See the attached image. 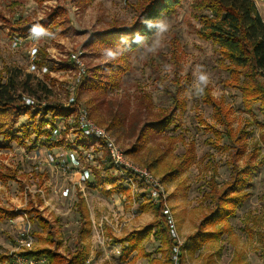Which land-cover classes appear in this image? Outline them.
Here are the masks:
<instances>
[{"label":"rangeland","instance_id":"obj_1","mask_svg":"<svg viewBox=\"0 0 264 264\" xmlns=\"http://www.w3.org/2000/svg\"><path fill=\"white\" fill-rule=\"evenodd\" d=\"M149 1L0 0V77L7 79L8 72L14 71L23 73L22 78L32 74L50 90L47 98L43 96V105L67 107L72 96L76 102L78 97L79 109L88 111L92 121L109 131L125 153L133 149L143 124L169 108L176 78L185 85L181 96L187 106L180 126L173 125L160 135L148 131L140 153L126 155L144 168H148V161H157L155 169L149 170L164 184L186 264H264V120L259 113L251 118L244 111L241 93L226 86L231 79L226 71L229 63L218 46L198 34L202 24L193 7L198 0H186L165 17L162 29L149 43L126 57L123 64L127 71L118 87H111L105 94L80 88L87 73L92 76L95 69L112 61L101 46L89 42L114 27L131 28ZM254 1L264 21V0ZM55 12L57 17L38 36L31 32L24 37L11 29L18 21L41 23ZM54 25L60 27L56 29ZM33 48L38 49L34 61L30 53ZM73 55H78L84 65L80 80ZM32 61L42 66L32 70ZM201 73L209 76L207 86L199 81ZM203 87L231 111L232 129H238L237 134L246 139L245 144L242 140L246 151L236 160V167L243 170L248 162L263 166L245 178L239 193L246 195V200L236 207L225 225L217 226L221 237L198 248L194 236L215 209L211 190L215 186L223 191L232 181L234 167L233 156L226 149L227 140L218 144L205 129V125L213 126L215 121L212 107L202 101ZM114 116H119L120 131L106 128ZM77 117L78 112L56 121L54 126L60 130L56 141L62 142L60 147H50L42 138L30 149L35 136L30 127L24 132L23 126L28 125L26 116L16 126L17 136L25 139L23 144L0 139L5 147L0 150V172L16 175V180L0 181V207L18 214L13 220L0 223V260L4 259L0 264H12L13 256L19 253L50 247L44 241L46 233L26 212L32 207L52 225L55 240L62 244L59 253L67 259L80 244L87 252L85 264H154V259L167 264L155 252L160 243L153 234L143 242L142 253L138 251L129 259H122V247L116 240L153 223L156 217L152 206L156 204L146 196L142 182L134 188L124 184L129 193L110 192L112 185L102 183L100 177L119 174L113 165L109 173L103 171L104 163L110 159L99 142L92 140L88 150L78 148L77 140L83 136ZM191 142L195 144V160L183 167L182 158ZM73 150L82 159V169H74L68 161L67 155ZM50 156L55 158L54 162ZM83 169L90 170L92 176L79 187L78 172ZM165 175L169 178L162 181ZM66 189L70 191L68 197L63 196ZM81 199L89 222L81 218ZM202 230L208 233L215 229L206 226Z\"/></svg>","mask_w":264,"mask_h":264},{"label":"trees","instance_id":"obj_2","mask_svg":"<svg viewBox=\"0 0 264 264\" xmlns=\"http://www.w3.org/2000/svg\"><path fill=\"white\" fill-rule=\"evenodd\" d=\"M36 1V0H35ZM186 0H151L140 12L137 20L131 28L123 29L122 27H114V29L105 34H97L93 37V41L97 46H101L112 61L106 65H102L93 71L92 76L83 77L80 83L82 90L86 89L97 94H105L108 89L118 87L122 74L127 71L123 61L128 55L136 52L162 29L165 17L173 14ZM193 7L196 15L201 22V28L198 34L201 38L213 42L214 45L221 49V55L229 66L226 68L231 79L228 80L226 86L231 87L241 93L244 111L251 118H256L259 113L264 120V21L259 13L254 0H198ZM57 12L42 21L41 23L32 24L25 21H18L11 27L13 32L22 36H27L32 32L33 26L38 25L44 30L50 23V20L57 17ZM50 25V24H49ZM53 25V24H52ZM60 25H54L58 29ZM63 34L64 31H59ZM32 34V33H31ZM89 46V45H88ZM114 53L110 56L109 53ZM38 66H42L38 63ZM7 79L0 77V139L3 142L16 141L23 144L25 139L18 137L16 126L21 117L26 116L28 125H24V132L29 131V127L33 130L35 140L30 149H34L37 141L42 139L50 147H60L62 142L54 140L53 131L56 128V121L65 120L67 117L76 113L79 106L77 102L74 107H65L62 104L43 105L42 100L50 94L49 88L32 74L23 75L21 72L14 71ZM1 76V75H0ZM107 80H111L107 81ZM176 83V84H175ZM175 90L170 92L171 105L164 109L160 115L153 119L152 122H146L140 128L136 144L133 149L128 150L127 154H138L142 150V142L148 139L147 132L153 134H163L171 126L178 127L182 122V117L186 111V100L181 96V90L184 84H180L173 79ZM201 91V98L205 105L211 106L213 109V119L215 125H205L206 130L213 134L214 139L218 142L227 140L226 149L233 156L232 165V181L223 191H218L215 186L211 190L210 198L215 205V209L202 221L198 232L194 236L196 246L200 248L207 242L219 239L221 237V229L218 225H225L227 220L234 215L236 207L246 200V195L241 196L240 188L246 181V177L256 173L263 163L252 165L248 162L243 170L236 167V160L244 156L246 139H241L231 127V111L227 109L221 101H217L211 97L209 91L204 89ZM24 98H31L34 104L26 106ZM142 104V103H141ZM121 114V113H120ZM91 115V114H90ZM123 117L122 115H119ZM119 116H114L108 123V130H121ZM51 129H46L49 127ZM221 126V130L218 129ZM264 126V123H263ZM27 136V134H26ZM28 137V136H27ZM29 138V137H28ZM244 144H243V141ZM184 142V141H183ZM78 147L85 150L90 149L92 142L83 137L77 140ZM239 144H243L240 146ZM218 148L220 145H217ZM5 148L0 142V150ZM195 160V144L191 142L187 145V151L182 158L181 166L189 167ZM252 160V158H250ZM253 161V160H252ZM157 161L147 162L148 169H155ZM103 171L109 173L112 169L110 161L104 163ZM243 175V176H242ZM169 178L165 175L162 181ZM16 180L15 173L4 174L0 172V181L7 182ZM102 183L112 185L111 193H129L124 187L123 177L102 176ZM220 192V193H219ZM81 199L79 210L81 218L89 222V214ZM162 205L152 206V211L156 217L155 221L145 229L135 231L125 238L116 240L122 247V259L127 260L138 251L143 252L142 245L153 234L159 241L160 246L156 249V253L165 259V263L174 264L172 260L173 248L177 245L176 240L170 234L168 222L163 215ZM30 215L32 221H36L42 231L46 233L44 241L50 246L35 250L19 253L27 258H45L48 264H85L87 252L80 244L76 246L75 252L67 259L62 253H59L61 242L55 240L52 225L40 215V211L32 207L26 211ZM18 216L14 211H10L0 207V223L6 220H13ZM212 227L215 230L208 233H202L203 227ZM253 235V230H249ZM52 246H55L54 248ZM178 256V264H186L182 250ZM148 257V255H144ZM5 258V257H4ZM3 257L0 263H3ZM161 264V260L154 259L151 263Z\"/></svg>","mask_w":264,"mask_h":264},{"label":"built area","instance_id":"obj_3","mask_svg":"<svg viewBox=\"0 0 264 264\" xmlns=\"http://www.w3.org/2000/svg\"><path fill=\"white\" fill-rule=\"evenodd\" d=\"M32 35L35 37L38 36V33L35 34L32 33ZM30 53L34 61V59H36L38 56V49L33 48ZM72 60L73 63L79 69L78 75L80 80L82 75L84 74V65L81 62L80 57L78 55H73ZM33 61L31 63V69L36 70L38 64L34 63ZM43 69L44 70L42 71L46 73L47 69L45 68ZM24 102L26 106H30L34 104V100L31 98H24ZM75 105H76V99L74 96H72L67 103V107H74ZM77 110L78 111H76V113L78 112V116H79V119L77 117L78 128L82 136L87 140H91V141L94 140L95 142H99L100 144H102V147L105 148V150L107 151L110 162L114 166L115 172H117L123 177V183L127 187L134 188L137 182H142L144 185L143 191L145 192L146 196L154 204L162 205L163 215L165 216L168 222L170 234L177 242V245L173 248L172 260L174 264H178V256L180 254V248L182 245L177 239L178 233L176 229V223L173 212L168 205L169 199H168V195L166 194V191L163 188L164 187L163 182L158 180L148 168L138 166L135 163H133L131 160H129L124 150L117 144V142L111 136V133L102 126L92 121L88 111L79 108ZM59 133H60L59 127L55 128L53 131L54 140H56L57 136H59ZM67 158L74 169H82L83 162L77 151L75 150L70 151V153L67 155ZM89 158L91 159L90 155ZM50 159L52 162L55 161V158L53 156H50ZM78 174L80 176L78 181L79 183H77L79 187L85 185L91 179L92 176L90 170H84V169L83 171L78 172ZM69 194H70L69 189L63 191L64 197H68ZM12 264H48V262L45 258L35 259V258H27L21 255H14Z\"/></svg>","mask_w":264,"mask_h":264},{"label":"clouds","instance_id":"obj_4","mask_svg":"<svg viewBox=\"0 0 264 264\" xmlns=\"http://www.w3.org/2000/svg\"><path fill=\"white\" fill-rule=\"evenodd\" d=\"M42 31H43V29L40 28L38 25L33 26V28H32L33 34L38 33V32H42ZM109 55L112 56V55H114V53L110 52ZM199 81H200L201 85L207 86L209 83V76L206 73H201V75L199 76Z\"/></svg>","mask_w":264,"mask_h":264},{"label":"crops","instance_id":"obj_5","mask_svg":"<svg viewBox=\"0 0 264 264\" xmlns=\"http://www.w3.org/2000/svg\"><path fill=\"white\" fill-rule=\"evenodd\" d=\"M12 262V261H11Z\"/></svg>","mask_w":264,"mask_h":264}]
</instances>
